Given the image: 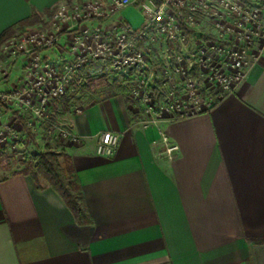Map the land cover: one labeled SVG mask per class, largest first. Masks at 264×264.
<instances>
[{
	"label": "crops",
	"instance_id": "1",
	"mask_svg": "<svg viewBox=\"0 0 264 264\" xmlns=\"http://www.w3.org/2000/svg\"><path fill=\"white\" fill-rule=\"evenodd\" d=\"M62 1L0 0V34ZM143 19L129 7L82 26L111 32ZM61 52L39 50L52 65ZM132 114L117 95L61 120L81 139L68 153L89 226L30 177L0 179V264H264V56L206 112L148 125ZM104 132L119 135L112 156L96 154ZM164 138L178 148L172 158Z\"/></svg>",
	"mask_w": 264,
	"mask_h": 264
},
{
	"label": "rangeland",
	"instance_id": "2",
	"mask_svg": "<svg viewBox=\"0 0 264 264\" xmlns=\"http://www.w3.org/2000/svg\"><path fill=\"white\" fill-rule=\"evenodd\" d=\"M91 2H99V0H63L50 15L43 18V22L16 29L14 34L0 46V104L9 110L6 113L3 109L0 111V179L23 170L24 158L31 152L51 149L55 152L69 154L68 145H79L81 139L71 132L70 127L62 125L61 120L66 112H75L93 100L121 96L132 108L131 116L134 122L146 125L151 124L149 122L152 118H157L156 123L160 120L180 119V113H174L171 109L172 104L187 105L189 109L186 113L190 115L209 109L229 93L222 88L212 74L214 72L224 75L231 73L230 59H224L221 53L206 49L202 58L197 57L196 54L199 41H210L209 44L217 41L212 27V18L210 16L207 18L206 15H197V27L183 26L187 40L185 46L179 44L171 46L165 37L155 33H151L140 43L139 48L149 62L148 66L139 72L142 75L141 78H138V70L126 73L115 68L109 59L106 61L90 60L76 67L77 58L72 55L68 44L62 42V38H65L64 34L68 32L63 30L59 35V43L38 49L40 51L51 48L62 50L60 55L63 58L57 60L54 66L61 76H66L64 92L55 97L43 96L41 91H27L30 90V86L33 87L34 79L39 75H35L33 71L32 53H18V47L37 32L54 33L55 28L49 26V21L61 5L73 7ZM262 7V21L264 22V2ZM75 31L71 33L79 34V29ZM232 35L235 37V34ZM207 37L209 39H206ZM218 44L229 49L246 48L244 42L230 38ZM205 45H203L204 48ZM246 49L244 61L250 67L248 72L264 56V34L262 39ZM176 55H183L182 58L185 59L179 67L180 70L186 72L183 76L174 72L177 62ZM22 57L25 59L21 68L26 67L27 69L18 75L15 71L20 70L19 61ZM184 79L194 81L193 93H191L192 88L188 89V83ZM142 81L147 85L140 86ZM158 92L162 95L159 98H157ZM43 98H46L44 103H42ZM194 98H197L199 102L197 105H192ZM199 106L202 109H197ZM37 109L39 114L35 113ZM13 110L18 111L27 121V126L31 131L30 137L23 130L21 123L14 118ZM68 132L77 140H74L72 136L66 137L64 134Z\"/></svg>",
	"mask_w": 264,
	"mask_h": 264
},
{
	"label": "built area",
	"instance_id": "3",
	"mask_svg": "<svg viewBox=\"0 0 264 264\" xmlns=\"http://www.w3.org/2000/svg\"><path fill=\"white\" fill-rule=\"evenodd\" d=\"M137 1L110 0L109 4H103L99 1L73 7L61 5L49 21V26L55 28L54 33L44 34V32H37L28 40H24L18 47V53H32L34 68L32 69L35 75H39L34 79L33 87L30 86V90L27 91H41L43 96L50 95L55 97L64 92L66 76H61L54 65L46 63L41 57L38 48L43 46L50 47L59 43V35L65 29L73 31L79 29V34L71 33L67 42L72 55L77 58L76 67L90 60L106 61L109 59L115 68L121 69L126 73L138 70L139 73L149 63L144 52L139 48L140 43L149 37L151 33H155L158 36L165 37L172 46L174 44L185 46L187 40L183 32V26L197 27V15H206L207 18L208 16L212 18V27L217 38L215 43L210 44V41H201L198 44L197 57L202 58L206 49L214 53H221V57L224 59L229 58L231 63V73L224 75L214 72L212 76L216 77V80L227 92H232L246 77L247 70L250 68L244 61V56L247 52L246 48L256 44L257 41L262 39L264 34V22L262 21V4L264 0H252L250 2L244 0H164L158 4L153 0H144L138 7L142 10L144 19L137 28L119 26L111 32H103L97 27L91 29L90 27L82 26V24L91 20L106 19L117 11L134 7ZM232 34H235V37ZM229 38L244 42L246 48L236 50L234 47L229 49L219 46V42L227 41ZM203 45H205V48ZM182 57L183 55H176L177 62L174 69V72L180 76L186 74L185 71L179 69L180 65L185 62ZM40 72L42 73L40 74ZM138 73L136 72L137 75ZM141 77L142 75L139 73L138 78ZM184 81L188 83V89L192 88L191 93H193L194 81H186L185 79ZM143 85L146 86L147 84L142 81L140 86ZM45 100L46 98H43L42 103ZM192 102V105L199 103L197 98H194ZM171 107L174 113L179 112L180 117L184 118L206 112L213 106L190 115L186 113L189 109L187 105L183 106L178 103L172 104ZM197 109L200 110L202 107L199 106ZM35 113L39 114V110H35ZM171 119L174 118L171 117ZM156 120L157 118H152L149 123H156ZM64 135L66 137L72 136L70 132ZM72 137L77 140L74 136ZM118 140V134L104 132L101 134L97 144V154L100 156H112L117 148ZM163 143L166 154L172 158L178 149L177 146L171 144L166 138L163 139Z\"/></svg>",
	"mask_w": 264,
	"mask_h": 264
},
{
	"label": "trees",
	"instance_id": "4",
	"mask_svg": "<svg viewBox=\"0 0 264 264\" xmlns=\"http://www.w3.org/2000/svg\"><path fill=\"white\" fill-rule=\"evenodd\" d=\"M143 1L144 0H138L136 4H134V7L138 8ZM153 1L158 4L164 0ZM54 9L55 8L45 9L42 14L33 12L29 18L22 20L4 30L0 34V46L14 34L16 29H21L37 22H43L42 16L50 15ZM123 24L126 28L130 27L125 22ZM206 39L209 38L207 37ZM160 96L162 95L158 92L157 98ZM217 103L218 101L215 102L214 105ZM2 109L5 113L9 111L0 104V111ZM12 113L14 118L21 123L25 133L30 137L31 131L27 126V121L19 114L18 111L13 110ZM22 165L23 170L15 172L13 175L23 174L30 177L38 189H43L44 186L50 188L62 200L77 225H91L92 220L87 211L82 186L77 176L72 157L69 154L66 152H55L51 149L31 152L26 155Z\"/></svg>",
	"mask_w": 264,
	"mask_h": 264
}]
</instances>
